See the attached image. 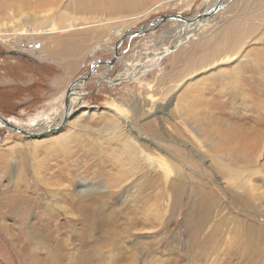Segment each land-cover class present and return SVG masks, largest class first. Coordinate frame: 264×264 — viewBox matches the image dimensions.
<instances>
[{
	"label": "rangeland",
	"instance_id": "rangeland-1",
	"mask_svg": "<svg viewBox=\"0 0 264 264\" xmlns=\"http://www.w3.org/2000/svg\"><path fill=\"white\" fill-rule=\"evenodd\" d=\"M206 13L210 15L198 18ZM54 15L60 17L52 21ZM164 15L187 19L180 18L185 23L168 18L156 23ZM195 18L198 20H192ZM23 23L24 28L17 29ZM231 25H241L238 28L241 27L242 45L238 46L244 49V59L234 58L227 66L219 64L224 73L220 67L192 68L193 59L209 48L206 43L220 39ZM143 29L145 32L138 34ZM37 44L39 48L35 47ZM116 52L119 57L110 66ZM259 56L264 58V0H0V115L24 129L32 126L30 132H36L42 124L36 125L37 120L32 122L31 118L51 113L52 121L44 123L49 130L61 126L68 107L74 105V111L65 117L66 124L41 136L31 137L0 125V264H253L259 252H264V120H257L259 111L253 95L258 81L244 83V94L251 97L247 105L239 100L233 107L227 100L217 103L211 111L209 104L222 95L231 97L222 91L218 80L222 77L217 73L225 74L230 66L240 64L248 70ZM190 70L196 72L189 76ZM74 82V93L71 92V101L66 105V91ZM187 93L194 101H187ZM195 111L204 115L197 117ZM116 123L122 125L120 132L125 134L141 132L138 135L146 142L144 147L152 156L153 165L146 161L136 164L135 179L141 185L137 187L144 186L141 194L151 192V201H144L139 193L134 195L136 180L122 179L117 185L116 178H109L108 174L115 175L117 170L104 152L121 149V144L110 137L111 131L117 132L112 127ZM195 129L202 133V138L194 136ZM41 132L44 131L37 133ZM73 132L83 134L81 140L68 139L67 146L48 150V154L46 148L37 146L52 144L57 135L63 139ZM230 133L233 137H229ZM254 135L260 139L258 151H263L252 165L248 157L242 156L245 149L239 145L252 141ZM203 141L211 142L207 148L213 155L205 154ZM86 145L92 147L91 152L82 149ZM36 149L38 156L32 153ZM216 155L224 156L222 161L226 163L234 157L242 166L256 168L258 173L253 179L246 174L248 184H254L252 194L258 197L254 204L252 197L226 183L220 163L212 160ZM33 156L40 161H34ZM41 160L44 165L38 169L42 174L37 179L34 164ZM71 162L75 163V180L67 179L60 170L67 169L66 164ZM168 164L174 166L172 184H166L163 190V175L171 169ZM125 172L127 177L131 176L128 168ZM44 173L53 174L50 180L54 184ZM150 175L158 180L153 187L147 180ZM121 186V196L108 197ZM197 186L201 187L200 199L194 189ZM62 189L77 197L86 191L88 198H100L90 206H102L108 213L105 216L100 210L95 212V221L87 233L89 241L81 239L78 228L71 232L62 228L72 216L69 208L63 209L69 205L61 196ZM240 193L242 200L238 198ZM23 194L40 200H21L22 204L33 205L26 223L20 212L10 208L14 199L18 197L20 201ZM158 195L163 197L159 214L143 217ZM207 200L211 202L207 208L209 218L202 231L195 232V224H186L188 215L195 204H205ZM44 201L54 203L57 209L52 206L53 211L47 214ZM56 203L63 207L58 208ZM39 204L40 208L33 211ZM227 217H233L231 223L226 221ZM224 218L223 228L215 233L216 223ZM251 220L256 228L249 227ZM18 221L29 233L20 230ZM82 225L78 227L81 229ZM46 226L52 230L51 235L60 227L52 249L47 248ZM250 236L254 240L249 244ZM31 240L37 242L34 247L41 253L37 257L27 252ZM62 242L64 246L58 251L61 260L43 258L46 250L56 253L57 244ZM263 256L255 264H264Z\"/></svg>",
	"mask_w": 264,
	"mask_h": 264
},
{
	"label": "bare ground",
	"instance_id": "bare-ground-1",
	"mask_svg": "<svg viewBox=\"0 0 264 264\" xmlns=\"http://www.w3.org/2000/svg\"><path fill=\"white\" fill-rule=\"evenodd\" d=\"M218 1V0H217ZM212 7H214V6H211L210 7V9L212 8ZM209 9V8H208ZM212 10V9H211ZM206 11V10H205ZM204 11V12H205ZM180 15H176V17L175 18H170V19H180V18H182L183 20L184 19H187L186 17L184 18V17H179ZM60 16H57V15H54V17H52V21L53 20H55V19H58ZM162 19V16L161 17H159L157 20H156V23H158L160 20ZM183 20H181L180 19V21H183ZM188 20H190V19H188ZM187 20V21H188ZM192 20H196V19H192ZM238 20H240V19H238ZM27 21H29V20H27ZM179 21V20H178ZM197 21V20H196ZM183 23H185V21H183ZM237 23H239V21L237 22ZM236 23V24H237ZM155 24V23H154ZM188 24H192V23H188ZM24 23L23 24H21L20 25V27L19 28H17V29H22V28H24ZM189 26V25H188ZM239 26H241V25H239ZM238 26V27H239ZM243 26V25H242ZM194 27V26H193ZM237 27V25H231V26H229V28L227 29V30H225L222 34H221V37H219L220 39H218V40H216V41H211L210 39V41H208L207 43H206V47H209L207 50H205L204 52H203V54H200L199 56H197L195 59H193V61H194V63L191 65V66H193L192 68H194L195 66H197L196 68H198V69H200V68H202V67H209L210 66V68L212 67V68H216L217 67V69H219L218 67H220L219 66V64H223V65H230V64H232V62H234L236 59H237V57L240 59V61H242L243 59H244V57H245V52H244V49H242V47H240L239 48V46L238 45H242V44H240V42H239V39H240V35H241V27L240 28H238ZM51 28L52 29H54V26L53 25H51ZM190 28H192V27H190ZM243 28V27H242ZM152 29V28H151ZM140 32H142V33H144L145 31H139L138 32V34L140 33ZM248 35V34H247ZM215 40V39H214ZM245 40V39H244ZM205 42V41H204ZM243 43V42H242ZM204 44V43H203ZM244 45V44H243ZM205 47V48H206ZM197 50V49H196ZM200 50V49H199ZM192 51H193V49H192ZM190 53V52H189ZM196 53V52H195ZM119 57V56H118ZM193 57V56H192ZM234 58H236V59H234ZM189 61H191V60H189ZM188 63V62H187ZM109 64H110V66H112L113 64H112V60L109 62ZM108 64V65H109ZM228 68V67H227ZM186 69V68H185ZM188 69V68H187ZM198 69H196V70H198ZM196 70H194V71H191V72H189L188 73V75L189 76H191V75H193L195 72H196ZM186 71H188V70H186ZM220 71L222 72V73H224L223 71H222V68L220 67ZM221 72H219V73H217L218 75H220V77H222L221 79L218 77V80H219V82H221V88H222V91L223 92H228L227 94L228 95H230L231 97H228V96H223L222 95V97H220V98H218V99H215V101L212 103V104H209V109L212 111L213 109H214V107H215V105L217 104V103H219V102H224V101H227V100H230L231 102H232V106L233 107H235V104H233V103H235L236 101H239V100H241V104H246L247 102H248V100L250 101V98H248V97H246V95L244 94V91H243V89H244V83L245 82H250L251 83V81L253 82V81H258V90L257 91H255V93L253 94V95H255V99H256V101H257V103H255L256 105H257V107H256V109H257V111H259L258 113H257V120H258V122L260 123L262 120H264V58L262 57V56H259L257 59H256V62H252V64H251V67H249L248 68V70H246V67L244 68L241 64L239 65V66H230V69L225 73V74H222ZM185 73V72H184ZM187 73V72H186ZM247 73H248V75H247ZM213 74H216V73H213ZM183 77H185V76H183ZM188 77V76H187ZM182 78V77H181ZM80 80V79H79ZM78 80V81H79ZM210 83V82H209ZM76 83L74 82V83H72V86L73 85H75ZM246 84V83H245ZM189 85V84H188ZM211 88V87H210ZM188 89H189V87H188ZM185 90H186V88H185ZM220 90V89H219ZM71 92L72 91H70V93H68V97L70 96V100H69V102L71 101V98H72V96H71ZM72 93H74V92H72ZM188 94H190V93H187V97H190V99L189 100H187L188 102H192V101H194V99H193V96L190 94V95H188ZM224 94H226V93H224ZM252 95V96H253ZM65 96H66V94H65ZM186 97V96H185ZM254 97V96H253ZM186 100V99H185ZM254 101V100H253ZM178 102H179V100H178ZM181 102V101H180ZM198 102V101H197ZM251 102V101H250ZM171 103V102H170ZM239 103V102H238ZM66 104V103H65ZM69 104V103H68ZM68 104H66V105H68ZM247 105V104H246ZM250 107H252L253 108V106L252 105H249ZM189 107V106H188ZM205 109H208V107L207 108H205ZM183 110V109H182ZM225 110V109H224ZM74 111V105L73 104H70V106L68 107V110H67V112H66V115L64 114V118H63V121L65 120L66 121V119H65V117H67L68 115L67 114H71L72 112ZM182 113H183V111H181ZM180 112V117H182V115L184 114H182ZM196 113H194L197 117H202L203 115H204V113H202L201 111H195ZM190 113H192V111H190ZM1 116V115H0ZM34 116V115H33ZM240 116V115H239ZM37 117L38 118H41L40 120H42V122L41 121H38V119H37ZM0 118H2V119H0V125L1 126H7L8 128H10L11 130H17V129H19V130H21V128L22 127H20V125L18 124H16V121H13V120H10V119H7L6 117H3V116H1ZM31 118V117H30ZM32 119V122H35L36 120V125H39V124H42V128H40L39 130L38 129H36V132H30V129L32 130V126H28V128H25V129H27V130H25L24 128V130H25V132L27 133V132H30V134L28 135V136H33L34 137V135L35 134H38V135H44V133H48V131L49 130H51V128H57L58 126H60V125H57L56 123H54V124H56L57 126H54V127H51V128H49V130H47L48 129V127L49 126H46V125H44V123L45 122H47L48 124H49V122H51L52 121V114L51 113H40V114H37L35 117H33V118H31ZM185 120H186V118H184ZM28 120H29V118H28ZM256 120V119H255ZM261 120V121H260ZM30 121V120H29ZM62 121V122H63ZM264 122V121H263ZM189 123V122H188ZM53 124V125H54ZM59 124V123H58ZM11 125L13 126V127H15V128H12L11 127ZM35 125V126H36ZM22 126V125H21ZM43 127H45V128H43ZM112 127L117 131V132H112L111 131V133H112V135L110 136V137H112L111 139L112 140H114V142H118L119 144H121V149H119V150H117L116 148L115 149H113L112 151H106L105 150V155H106V158H107V160L114 166V168L117 170L116 171V174L115 175H113V174H108L109 175V178L110 179H112V180H115L114 178H116V180H115V182L114 183H117V185H119L120 183H121V180L123 179V180H131V181H133V180H136L135 178L137 177L136 175H135V173H136V168L135 167H138L136 164H140L141 165V163H142V161H146V162H149L150 164H152L150 161H151V157L152 156H150V154L147 152V150H146V148L144 147V145H145V143L146 142H144V140H142V138H140L139 137V135L138 134H140L141 132H127L126 134L124 133V132H120L121 130H122V125L121 124H119V123H116L115 125L114 124H112ZM19 130H17L18 132H19ZM45 130H47V131H45ZM112 130V129H111ZM257 130V129H256ZM39 131H44V132H41V133H37V132H39ZM119 131V132H118ZM195 131L196 132H192V133H195V135L194 136H196V137H201L202 136V133L201 132H197V130L195 129ZM20 133H22L23 134V132H20ZM50 133V132H49ZM123 134H125V135H123ZM82 135L83 134H81V133H72V135L71 136H69V137H66V138H63V139H65V140H63L62 139V135L60 136V135H57L53 140V142H52V144H50V143H41V144H39V145H37L40 149H41V147H43V148H46L47 150H46V152H47V154H48V150L50 151H53V150H56L57 148H58V146H60V147H63V146H67V144H69V141L70 140H77L78 139V141L79 140H81L80 138L82 137ZM58 136H60V137H58ZM141 136V135H140ZM233 137V134H231L230 133V135H229V137ZM246 136V135H245ZM58 137V138H57ZM65 137V136H64ZM252 137V136H251ZM250 137V138H251ZM87 140H89L88 139V137L86 136L85 137ZM202 138V137H201ZM68 139H70L68 142L66 141V140H68ZM84 139V138H83ZM85 139V140H86ZM257 139H259V136L258 135H254V139L251 141V139H249L248 141H246L245 142V145H239V146H241V147H243L245 150H242V151H244L245 153H244V155H242V156H244V157H248V161L250 162V164H256V162H257V156H262V151L260 152V150L258 151V149H259V141H260V139H259V141L257 140ZM104 140V139H103ZM44 141V140H43ZM90 141V140H89ZM146 141H148V140H146ZM202 141V140H201ZM86 142V141H85ZM149 142V141H148ZM204 142V145H203V150H204V152H205V154H207L208 156H210L211 154H212V150L211 149H209V148H207V147H209V145H210V143H205V141H203ZM202 142V143H203ZM237 142V141H236ZM88 143V142H87ZM96 143V142H95ZM152 143V142H151ZM201 143V142H200ZM235 143V142H234ZM238 143H242V142H238ZM251 143H252V147H251ZM98 144V143H97ZM244 144V143H243ZM96 145V144H95ZM153 145V144H152ZM90 145H86L84 148H82L81 146V148L82 149H84V150H87V151H89V152H91V148L92 147H89ZM214 146V145H213ZM217 146V145H216ZM79 147V148H80ZM89 147V148H88ZM96 146H93V148H95ZM219 147V146H218ZM240 147V148H241ZM88 148V149H87ZM255 149L256 148V150H253V149ZM32 149H33V147H32ZM31 149V150H32ZM81 149V150H82ZM238 149V148H237ZM261 149V148H260ZM38 149H36V150H34V151H32V153L33 154H35V155H37V151ZM45 150V149H44ZM236 150V149H235ZM234 150V151H235ZM24 151V150H23ZM72 151V150H71ZM100 151V150H99ZM101 151H104V150H102L101 149ZM149 151V150H148ZM225 151V150H224ZM253 151V152H252ZM258 151V152H257ZM218 152V151H217ZM8 153V152H7ZM83 153H84V151H83ZM211 153V154H210ZM223 153V152H222ZM46 154V155H47ZM245 154L247 155V156H245ZM39 155V154H38ZM37 155V156H38ZM45 155V154H44ZM213 155V154H212ZM238 155H239V153H238ZM37 156H33V158H34V161L35 160H37V161H40V160H38L39 158H37ZM54 156H55V154H54ZM62 156V155H61ZM150 156V157H149ZM40 157V156H39ZM244 157H242V159H244ZM58 158H60V155H59V157ZM72 158V157H71ZM224 158V156H220V155H216L215 157H212V160H214L215 162H217V163H220V165H221V170H220V173L222 174V177L224 178V180H226V183H229V184H231V185H234L237 189H239L240 190V192H244V193H242L243 195L244 194H246V196H250V197H252V203L254 204V201H255V199H257L258 197L256 196V195H254V194H252V192H253V189H254V184L252 183V184H248V182L246 181L247 179V177H246V174L248 175V176H250L251 175V178L253 179V177H254V174H256V173H258V171H256V168H254V166L253 167H248V165H243L242 166V164L241 163H238L237 161H239V160H237V159H235L234 157H232L231 159H230V161H227V163L226 162H223L222 161V159ZM234 158V159H233ZM57 159V158H56ZM208 160H210V159H208ZM35 162V168H36V177H37V179L39 178V177H41L40 175L42 174L41 172H39L40 171V168H42V166L44 165V163L42 164V160H41V162ZM72 161V160H71ZM30 162V161H29ZM57 162V161H56ZM27 163V162H26ZM214 163V162H213ZM61 164V163H60ZM70 164V165H69ZM215 164V163H214ZM241 164V165H240ZM80 165V164H79ZM78 165V166H79ZM153 165V164H152ZM238 165H239V167H238ZM48 166V165H47ZM64 166V165H63ZM66 166H67V169L64 167L63 169L62 168H60V170H61V172L66 176V178L67 179H70V180H75V178H76V176H77V172H76V170H75V163L74 162H71V163H68V164H66ZM90 166V165H89ZM88 166V167H89ZM167 167H169V168H171V169H168L167 170V172L163 175V177H164V179L166 180L165 181V184H164V187H163V190H165V185L167 184H172L171 183V174L174 172V166L173 165H169L168 164V166ZM59 168V167H58ZM126 168H128L130 171H131V176L130 177H127L126 176V172H125V169ZM154 168V167H153ZM30 169V168H29ZM38 169H39V171H38ZM47 169V168H46ZM52 169V168H51ZM83 169V168H82ZM87 169V168H86ZM33 170V169H32ZM154 170H156V168H154ZM8 171V170H7ZM33 171H35V170H33ZM32 172V171H31ZM58 172H60V171H58ZM101 172V171H100ZM100 172H99V174H100ZM249 172V173H248ZM44 175H45V173H44ZM48 175V173L45 175L46 176V178L47 179H51L52 177H53V174L51 173V174H49L50 176H47ZM158 176V175H157ZM186 176V175H185ZM59 177V176H58ZM57 177V178H58ZM64 177V176H63ZM26 178V177H25ZM56 178V179H57ZM78 178V177H77ZM109 178H107V179H109ZM140 178V177H139ZM184 178V177H183ZM33 179H34V177H33ZM142 179V178H141ZM35 180V179H34ZM34 180H33V182H34ZM62 180H64L63 178H62ZM148 180V182H149V184H151L152 186L151 187H153L154 186V183L155 182H157L158 180L154 177V176H152V175H150L149 176V178L147 179ZM184 180V179H183ZM137 181V180H136ZM25 182H26V180H25ZM27 182H29L28 180H27ZM45 182H47V181H45ZM54 182H56L57 184H59V186H61L60 185V183H58L57 182V180H54ZM59 182H60V180H59ZM69 182V181H68ZM179 182V181H178ZM22 183V182H21ZM62 183V182H61ZM136 183H137V185H136ZM136 183H134L133 182V185H134V190H136V191H134V195H135V193H139V195L141 194V188H143V187H137L138 185H140L139 184V182L137 181ZM174 183V182H173ZM179 183H181V182H179ZM36 185L35 186H37V183H35ZM50 184H54L53 183V179L52 180H50ZM56 184V185H57ZM148 184V185H149ZM18 185V184H17ZM25 185V184H24ZM55 185V186H56ZM63 185H65V184H63ZM143 185H145V184H143ZM157 185V184H156ZM58 186V185H57ZM141 186V185H140ZM180 186V185H179ZM25 187V186H24ZM23 187V188H24ZM115 187V186H114ZM151 187H149V188H151ZM155 188V187H154ZM26 189V188H25ZM50 189V188H49ZM162 189V188H161ZM194 189H196V192L198 193V199H200V195H201V187H199V186H197V188H194ZM52 190V189H51ZM53 190L55 191V190H57V187H54L53 186ZM65 190H67V189H62L61 190V192H62V194H61V196H62V198L64 199V201H66L67 202V205H69V207H67L66 205L63 207V205H61L60 206V204L59 205H57V203H56V205L58 206V208H62L63 207V209L64 208H66L67 209V211H69V209L71 210V215L72 216H70L69 218H67V220L65 221L66 222V224L64 223V226H62V228H67L68 229V232H71V231H76L74 228H78L79 229V231L82 233V235H81V239H83V241L84 242H86L87 240L89 241L90 240V235L87 237V233H88V231L90 230L89 229V226L91 227L92 226V222H94L95 220H94V214L96 215V213L95 212H97V214L99 213V210H100V213L101 212H103L104 214H105V208H102V206H100V208H99V206H98V208L96 207V206H90V204H91V202L93 203V201H99V199L100 198H98V197H95V198H93V199H91V198H88V196L87 195H85V194H87V192L85 191V192H82V197H77L76 195H73V192H70V193H66L65 192ZM145 190V189H144ZM154 190V189H153ZM24 191V190H23ZM22 191V192H23ZM26 191V190H25ZM50 191V190H49ZM27 192V191H26ZM59 192V191H58ZM103 192V191H102ZM16 193V192H15ZM14 193V194H15ZM51 193V192H50ZM53 194H54V192H52ZM79 193V192H78ZM89 193H90V191H89ZM124 193V189H122V186L121 187H118V190H115L114 192H112L110 195H108V197L110 196V198H113V197H115V196H118V195H122ZM255 193H257V192H255ZM6 194V193H5ZM18 193H16V195H17ZM20 194V193H19ZM26 194V193H25ZM25 194H23V197H21V199H20V201H18V197H16V200L14 199V201H13V204H11L10 205V208H12V210H13V208L15 209V213H18V212H20V214H22V221H24V220H26L27 219V217H29L28 216V214H29V212L32 210V208L31 207H33V205H31V204H22V201L21 200H24L25 202H26V199H30V200H33L32 198H30L29 196H25ZM60 194V193H59ZM71 194V195H70ZM93 194H94V192H93ZM241 193H240V195L238 196V198L239 199H241L242 200V198H241V195H242ZM21 195V194H20ZM102 195V194H101ZM207 195V194H206ZM258 195V194H257ZM14 196V195H13ZM60 196V195H59ZM97 196V195H96ZM146 198H145V197ZM162 196H166L165 195V193L164 192H162ZM7 197H8V195H7ZM93 197V196H92ZM152 197V195H151V192H148V193H143L142 192V194H141V199H143L144 201H145V199L146 200H149L150 199V201H151V198ZM153 197H156V195H154ZM207 197V196H206ZM2 198V197H1ZM98 198V199H97ZM260 198V197H259ZM262 198H264V196L262 197ZM5 199H8V198H5ZM40 199V198H39ZM57 199V198H56ZM55 199V200H56ZM206 199V198H205ZM211 199V198H210ZM34 200H36L38 203H39V201L40 200H37V196L34 198ZM33 200V201H34ZM154 201H153V203L151 204V207H149V209H147V210H145V212H144V214H143V217H148V215H152V214H155V215H157V214H159V211H160V209H161V201L163 200V197H159V195L157 196V198H155V199H153ZM23 201V202H24ZM36 201H34V202H36ZM87 201L89 202L88 203V205H87ZM31 202V201H30ZM6 203V202H5ZM80 203V205H78ZM96 203V202H95ZM210 203L211 202H209L208 200L205 202V204H203L202 202H199V203H197V204H195L194 206H193V209L191 210V212H190V218H189V215H188V220H187V226L189 225V224H191V226L193 225V224H195V227H196V229L195 230H193V231H197V230H201L202 229V227L204 226V224H205V222L207 221V219L209 218V215H208V207H209V205H210ZM9 204V203H8ZM33 204H36V203H33ZM41 204V203H40ZM40 204H39V206H36L35 205V209H33V211H35L36 210V207H38V208H40ZM99 204V203H98ZM1 206V205H0ZM43 206H45V212L48 214V213H50V212H52L53 210V208H52V206L54 207V208H56V206L54 205V203H51V202H47V201H44V205ZM43 206H41V208H43ZM205 206V207H204ZM4 207V206H3ZM96 207V208H95ZM105 207V206H104ZM107 207V206H106ZM204 207L205 209V211L202 209V208ZM213 207V205L210 207V208H212ZM255 206H253L252 208H250V209H253ZM6 208V207H5ZM69 208V209H68ZM199 208H200V210H199ZM20 209V210H19ZM57 209V208H56ZM65 209V210H66ZM111 209H113V208H111ZM10 210V209H9ZM199 213H198V212ZM36 212V211H35ZM34 212V213H35ZM41 212V211H40ZM39 212V213H40ZM44 212V213H45ZM137 212V210H135V213ZM5 213V212H4ZM43 214V213H42ZM106 214H108V213H106ZM106 214H105V216H106ZM199 215V217L197 218V216ZM51 216V215H50ZM54 216H56L55 215V213H54ZM58 216H59V214H58ZM84 216H85V218H84ZM221 216V215H220ZM2 217V216H1ZM38 217V216H37ZM44 217V216H43ZM192 217H193V219H192ZM214 217V216H213ZM49 218V217H48ZM41 219V218H40ZM70 219V220H69ZM92 219H93V221H92ZM44 220V219H43ZM46 220H47V218H46ZM57 220V219H56ZM55 220V221H56ZM63 220V219H62ZM99 220V219H98ZM97 220V221H98ZM224 220H225V218L223 219V220H220L221 221V223H216V231H215V233H217L219 230L218 229H221V227L223 226V223H224ZM233 220V217H231V218H229V217H227L226 218V221L228 222V223H231V221ZM248 220H250V219H248ZM40 221H42V220H40ZM142 221V220H141ZM147 221H149V220H147ZM200 221V222H199ZM252 221V220H251ZM36 222H38V221H36ZM63 222V221H62ZM223 222V223H222ZM226 222V223H227ZM253 222V221H252ZM18 223H19V221H18ZM21 223V222H20ZM19 223V224H20ZM24 223H26L25 221H24ZM34 223V222H33ZM54 223V222H53ZM56 223V222H55ZM79 223V224H78ZM146 223V222H145ZM193 223V224H192ZM248 223V222H247ZM37 224V223H36ZM36 224H34V225H36ZM49 224V223H48ZM80 224H83L82 226H81V229H80V227H78ZM94 224V223H93ZM249 224V227H253V228H256V224H254V222L253 223H248ZM21 226H22V223L20 224ZM62 225V224H61ZM61 225H60V227H61ZM75 226H77V227H75ZM99 226V225H98ZM38 227V226H37ZM42 227V226H41ZM40 227V228H41ZM47 227V226H46ZM44 227L45 229H46V232H45V240H46V244H47V248L48 249H52V241L56 238V235L55 234H58V230H60V227L59 228H56L57 230H55L56 231V233L54 232V234L53 235H51V233H50V231H52V230H50V229H48L49 227ZM54 227V226H53ZM228 227V226H227ZM15 228V227H14ZM30 228H32V227H30ZM35 228V227H34ZM223 228V227H222ZM248 228V227H247ZM246 228V229H247ZM257 228H258V225H257ZM93 229H95V227H93ZM260 229H261V227H260ZM13 230V229H12ZM20 230L21 231H26V228H23V226H22V228H20ZM36 230V229H35ZM42 230V229H41ZM37 231H39V230H37ZM43 231H44V229H43ZM53 231H54V229H53ZM202 231V230H201ZM247 231V230H246ZM261 231V230H260ZM19 232V231H18ZM27 232V231H26ZM40 232V231H39ZM42 232V231H41ZM23 233V232H22ZM27 233H29V232H27ZM198 233V232H197ZM255 233V232H254ZM200 234H201V232H200ZM212 234V233H211ZM219 234V233H218ZM217 234V235H218ZM252 234V233H251ZM21 235V234H20ZM23 235V234H22ZM29 235V234H28ZM40 235V234H39ZM216 235V236H217ZM240 235V234H239ZM249 235H250V233H249ZM11 236V235H10ZM17 236V235H16ZM25 236V235H24ZM214 236V235H213ZM21 237V236H20ZM28 237V236H27ZM219 237V236H218ZM256 237V236H255ZM17 238H19V237H17ZM25 238V237H24ZM33 238V237H32ZM190 238V237H189ZM196 238V237H195ZM28 239H30V238H28ZM249 239H250V241H249V244H250V242L251 241H253L252 240V236H250L249 237ZM22 240H23V238H22ZM25 240V239H24ZM190 240V239H189ZM19 241H17V243H18ZM23 242V241H22ZM30 242V241H29ZM256 242H257V240H256ZM16 243V242H15ZM35 243H37L35 240L33 241V240H31V246H30V248H29V250H27V252L29 253V255L30 254H32L33 256H35V257H37L38 255H40L41 253L40 252H36V251H38L37 250V248L36 247H34V245H37V244H35ZM64 243L65 242H62V243H58L57 244V246H56V249H55V251H57L56 253H52L51 251H49V250H46V255H44V259L45 260H54L55 261V259H62V257H61V253H59L58 251L61 249V248H63V246H64ZM16 245V244H15ZM24 246V245H23ZM25 246L27 247V249H28V242H27V239H26V241H25ZM252 246V245H251ZM24 250V249H23ZM239 250V249H238ZM261 251V250H260ZM26 252V251H25ZM26 252V253H27ZM262 254L264 255V252H259V254L257 255V259H255L254 260V262H252L253 264H255L256 262L258 263V260L262 257ZM25 255V254H24ZM29 255H28V258H29ZM23 256V255H22ZM26 256V255H25ZM264 257V256H263ZM27 258V257H26ZM27 258V259H28ZM32 258V257H31ZM44 260V261H45ZM253 260V259H252ZM25 261V260H24ZM27 262H28V260H27Z\"/></svg>",
	"mask_w": 264,
	"mask_h": 264
},
{
	"label": "water",
	"instance_id": "water-1",
	"mask_svg": "<svg viewBox=\"0 0 264 264\" xmlns=\"http://www.w3.org/2000/svg\"><path fill=\"white\" fill-rule=\"evenodd\" d=\"M210 15V13L209 14H200L199 16H198V18H205L206 16H209ZM176 17V15H167V16H162V21L163 20H165V19H170V18H175ZM198 18H195V19H197L198 20ZM142 31H145L144 29L142 30ZM118 56H119V52H116V55H115V57H114V59L112 60V64L115 62V60L118 58ZM92 71H93V69H92ZM91 75V74H90ZM90 75L89 76H87V77H90ZM87 77H85V78H87ZM81 80V79H80ZM71 87H72V84L68 87V89H67V91H66V96H65V103L66 104H68L69 103V100H70V96L68 97V93H70V91H71ZM64 124H66V122H65V120L61 123V126L60 127H62ZM11 127L12 128H15V127H13L12 125H11ZM51 129H54V128H51ZM17 130H19V129H17ZM19 132H23V133H25V134H30V132H25V130L23 129V128H21V130H19Z\"/></svg>",
	"mask_w": 264,
	"mask_h": 264
},
{
	"label": "built area",
	"instance_id": "built-area-1",
	"mask_svg": "<svg viewBox=\"0 0 264 264\" xmlns=\"http://www.w3.org/2000/svg\"><path fill=\"white\" fill-rule=\"evenodd\" d=\"M39 45H40V44H37L35 47H36V48H39V47H40Z\"/></svg>",
	"mask_w": 264,
	"mask_h": 264
}]
</instances>
